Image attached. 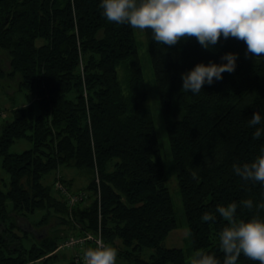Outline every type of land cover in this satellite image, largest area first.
<instances>
[{
    "label": "trees",
    "instance_id": "obj_1",
    "mask_svg": "<svg viewBox=\"0 0 264 264\" xmlns=\"http://www.w3.org/2000/svg\"><path fill=\"white\" fill-rule=\"evenodd\" d=\"M102 11L100 0H0V48L28 99L1 119L0 156L9 179L0 187V264H53L63 238L99 224L122 264H186L184 249L165 243L179 222L135 31ZM145 34L191 248L223 264L218 234L230 219L218 206L236 204L235 220L264 214L242 203L264 204V185L233 168L264 145V134L254 135L260 125L249 124L253 112L264 117V58L246 53L244 41L231 36L205 49L195 37L163 45L150 30ZM226 51L238 53L233 72L198 94L181 89V72L199 61L219 62ZM21 138L31 148L10 152ZM64 168L88 176V203L70 209L54 181H44ZM61 178L73 189L72 179ZM39 211L41 218L30 220ZM53 216L70 234L27 246L28 235L16 231ZM70 264L83 263L73 256ZM236 264L260 262L241 253Z\"/></svg>",
    "mask_w": 264,
    "mask_h": 264
},
{
    "label": "clouds",
    "instance_id": "obj_2",
    "mask_svg": "<svg viewBox=\"0 0 264 264\" xmlns=\"http://www.w3.org/2000/svg\"><path fill=\"white\" fill-rule=\"evenodd\" d=\"M102 14L108 21L129 24L133 28L150 30L152 38L163 45H175L182 39L195 37L205 49H212L223 37H235L246 44V53L264 58V0H100ZM238 53L226 51L220 61H199L181 72V89L198 94L204 84L223 78V73L237 67ZM264 117L253 112L250 125L254 135L264 134ZM245 180L264 185V145L251 161L233 165ZM249 209H264L252 199L242 201ZM221 216L229 218L219 232V246L224 253L223 264H236L243 253L264 264V214L259 211L247 219L235 220L236 204L218 206ZM118 250L102 238L83 255L84 264H116ZM190 264H219L212 253L197 251Z\"/></svg>",
    "mask_w": 264,
    "mask_h": 264
},
{
    "label": "rangeland",
    "instance_id": "obj_3",
    "mask_svg": "<svg viewBox=\"0 0 264 264\" xmlns=\"http://www.w3.org/2000/svg\"><path fill=\"white\" fill-rule=\"evenodd\" d=\"M134 31L137 38L139 55L147 83L149 103L154 113V118L162 145L163 159L169 177L168 185L170 188V193L175 205L177 218L179 222V226L170 232L165 243L168 247H179L184 249L186 255V264H190V259L195 254V251L191 248V244L188 239V228L186 224V218H185L183 203L181 200L178 180L171 167L172 156H171L166 127L162 116L161 101L159 98L156 79L153 70V64L149 53L148 40L145 34V29L141 30L134 28ZM0 67L3 69V72L2 71L0 72V125H1V119H3V117H10L11 111L15 107L23 106L26 103H28V99L26 97L25 91L19 89L20 75L11 74L9 58L7 57L6 50L1 48H0ZM0 132H1V126H0ZM31 146H32V142L29 139L21 138L16 140L11 145L10 152L19 153L28 148H31ZM2 160L3 157L0 156V176L2 178V180H0V187L6 189L8 187L7 183L9 176L2 167ZM72 170L77 171L78 173V175H76V178H74L75 179L74 188L78 186H86L89 182L88 176L79 172V170L75 168H64V170L62 169V171H57L54 175L53 174L46 175L44 181L45 182L54 181L53 182V186H54L55 181L58 180L57 178L58 174H60L59 176L66 175L67 177H69L70 176L69 172H72ZM72 190L75 191V189ZM55 192L58 193L56 190ZM58 195L60 196L59 193ZM88 199L89 198H87V200L85 201L86 203L89 202ZM12 206H13L12 201L8 200V208L12 209ZM43 213H44L43 211H39L33 215H29L30 216L29 218H31L30 220H33L34 222L39 218H41ZM11 218L12 220H15L14 215ZM24 222H25L24 218H20L19 224L23 225ZM24 227L26 231H22L20 228H17L16 231L19 235H24V234L28 235V237L25 236L23 237V241L27 246H31V244L34 241L46 235H52L53 233H58V232L59 233L61 232L66 235L68 232H70L68 225L59 224V220L55 216L51 217L49 219V222L44 225L36 224L35 226H32L31 224L28 223L24 225ZM62 240L59 242V244L62 242ZM73 249L74 248H69L66 250H62L61 252L71 253Z\"/></svg>",
    "mask_w": 264,
    "mask_h": 264
},
{
    "label": "built area",
    "instance_id": "obj_4",
    "mask_svg": "<svg viewBox=\"0 0 264 264\" xmlns=\"http://www.w3.org/2000/svg\"><path fill=\"white\" fill-rule=\"evenodd\" d=\"M59 175L60 174L57 175L58 180L55 181L54 189L60 194L61 198L67 202L69 208L73 209L77 204L85 203L87 198H89V192L83 189L75 191L70 189ZM99 197L100 196L98 193V198ZM99 219H101L100 213ZM101 238L105 241L101 224H99L98 229L95 231H86L82 234L67 236L62 240L55 251L74 248L76 249L74 253L75 260L84 264L83 255L85 250L88 247H94L97 243V240Z\"/></svg>",
    "mask_w": 264,
    "mask_h": 264
},
{
    "label": "crops",
    "instance_id": "obj_5",
    "mask_svg": "<svg viewBox=\"0 0 264 264\" xmlns=\"http://www.w3.org/2000/svg\"><path fill=\"white\" fill-rule=\"evenodd\" d=\"M62 170V169H61ZM69 179H72V187L73 189L75 190H78V189H83L85 186H78L76 188H74V184H75V179L76 178V175H78L77 171H73L72 172H69ZM62 250L60 251H57L59 253V256L58 258L53 262V264H70V261L72 260L73 256H74V253L76 251V249H73V251L71 253H67V252H61ZM36 264H40V262L37 261ZM116 264H122V261H120L117 257L116 259Z\"/></svg>",
    "mask_w": 264,
    "mask_h": 264
}]
</instances>
